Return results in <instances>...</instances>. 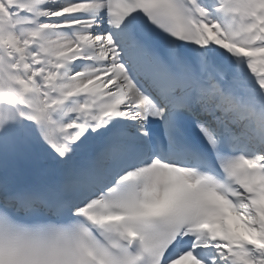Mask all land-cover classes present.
Instances as JSON below:
<instances>
[{"label":"snow or ice","instance_id":"6c2138e0","mask_svg":"<svg viewBox=\"0 0 264 264\" xmlns=\"http://www.w3.org/2000/svg\"><path fill=\"white\" fill-rule=\"evenodd\" d=\"M0 264H264V0H0Z\"/></svg>","mask_w":264,"mask_h":264}]
</instances>
